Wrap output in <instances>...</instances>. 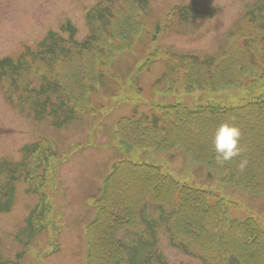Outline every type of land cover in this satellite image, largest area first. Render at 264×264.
<instances>
[{
  "label": "trees",
  "instance_id": "1",
  "mask_svg": "<svg viewBox=\"0 0 264 264\" xmlns=\"http://www.w3.org/2000/svg\"><path fill=\"white\" fill-rule=\"evenodd\" d=\"M146 2L98 0L87 11L88 33L83 39H77L76 26L68 22L59 31H49L33 49L26 47L15 58H0V83L7 96L31 105L37 120L47 111L56 127L71 122L77 110L63 80L83 78L95 65L104 67L117 49L110 44L115 35H112L113 11L120 12V7L131 9L121 20L127 22L129 18L133 24L132 18L144 12ZM202 12L183 6L179 15L186 19L187 14L202 15ZM241 21L228 33L234 46H240V53L236 54L232 46L230 52L222 51L217 59L172 54L154 82L153 91L190 95L196 90L215 92L242 86L243 79L238 74L247 69L246 60L249 67L255 64L248 55L247 43L261 39L264 44V0L254 1ZM103 75L102 71L94 70L90 81L102 85ZM36 76H39L37 86L33 81ZM90 81L85 77L76 91L77 99L85 105L92 89ZM148 107V112L125 116L116 124L120 141L117 148L126 157L112 164L97 194H93L94 214L86 225L87 239L91 240L87 244V264H171L159 249L160 229L166 233L171 248L199 258L202 264H264V229L253 213L242 218L233 216L222 196L214 190L180 182L159 165L129 156L133 150H159L172 157L175 150H181L209 171L212 168L225 172L224 183H249L250 191L258 186L257 193L264 194V171L260 170L264 165L261 157L264 156V96L230 106L196 102L189 107L180 102L152 101ZM224 122L248 133L249 140L246 146L244 140L240 141L242 150L238 156L219 164L213 136L216 127ZM55 157V150L44 139L23 146L20 160L1 161L0 212L11 209L17 180L26 183L28 193H38ZM241 161H247L243 170ZM168 163L170 168L171 161ZM43 200L40 197L29 216L26 230L32 235L44 230L49 217L50 206L43 204ZM18 262L0 255V264Z\"/></svg>",
  "mask_w": 264,
  "mask_h": 264
},
{
  "label": "rangeland",
  "instance_id": "2",
  "mask_svg": "<svg viewBox=\"0 0 264 264\" xmlns=\"http://www.w3.org/2000/svg\"><path fill=\"white\" fill-rule=\"evenodd\" d=\"M97 1L0 0V58H15L25 47L33 49L49 31H59L68 22L76 26L77 39H83L88 33L87 11ZM254 1L147 0L144 12L136 18L138 23L132 18L133 24L129 18L127 22L121 20L131 9L114 10L112 35H115L110 44L117 49L107 58V67L94 66V70L104 74L102 85L90 81L94 70L86 71L83 78L75 81L72 78L63 80L77 113L71 122L61 127L54 125L47 111L41 113L42 119H34L32 106L7 97L0 83V162L20 160L22 147L36 140L47 139L56 152L52 166L47 169L46 182L38 193H28L26 183L15 181L12 207L0 212V255L3 259L19 260L18 264H87V244L91 240L87 239L86 225L94 214L93 194H97L115 160L126 157L117 148L120 141L116 136V124L121 118L135 114V110L148 112L152 101L180 102L189 107L196 102L230 106L264 96V44L261 39L246 45L255 64L249 67L250 62L246 60L247 69L238 74L243 79L240 87L215 92L196 90L190 95L153 91L154 81L165 69L168 56L191 54L217 59L222 51L230 52L234 43L228 33L243 22V13ZM176 6H189L203 11V15L184 21ZM234 47L233 51L240 53V46ZM235 58V55L231 57ZM85 77L92 87L87 105L77 99L76 92L78 83ZM33 81L37 86L39 76ZM241 136L240 141L244 140L246 146L248 133L241 130ZM129 156L157 164L180 182L194 187L219 189L223 194L222 187L217 184L226 186L235 202L236 214H231L242 218L253 213L264 229V194L257 193L258 186L250 191L249 183L226 184L223 182L225 172L219 173L212 168L207 171L204 164L181 150H175L172 157L159 150H133ZM260 163L263 164V160ZM260 167L264 171V165ZM40 197H44L43 204L46 202L50 206L49 217L44 230L32 235L26 228ZM158 245L171 264H202L199 258L185 256L171 248L162 229ZM19 253L21 255L16 257Z\"/></svg>",
  "mask_w": 264,
  "mask_h": 264
},
{
  "label": "clouds",
  "instance_id": "3",
  "mask_svg": "<svg viewBox=\"0 0 264 264\" xmlns=\"http://www.w3.org/2000/svg\"><path fill=\"white\" fill-rule=\"evenodd\" d=\"M241 131L236 125L224 122L219 124L214 132L213 146L216 153L217 163L223 164L232 160L241 152ZM247 161H241L240 168L243 170Z\"/></svg>",
  "mask_w": 264,
  "mask_h": 264
},
{
  "label": "bare ground",
  "instance_id": "4",
  "mask_svg": "<svg viewBox=\"0 0 264 264\" xmlns=\"http://www.w3.org/2000/svg\"><path fill=\"white\" fill-rule=\"evenodd\" d=\"M102 183V182H101ZM217 185H219V186H221L222 187V192H223V194H221V190H219V189H216V190H214L218 195H221L222 196V200H224V203H226V208H228L229 209V211L231 212V213H233V214H236V208H234V206H233V199L231 198V195H229V192H227L226 190H227V187L226 186H222L221 184H217ZM92 202H93V200H92ZM94 208V207H93ZM94 210V209H93ZM238 236V235H237ZM236 236V237H237ZM185 255V254H184ZM185 256H187V255H185Z\"/></svg>",
  "mask_w": 264,
  "mask_h": 264
}]
</instances>
